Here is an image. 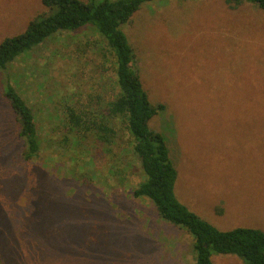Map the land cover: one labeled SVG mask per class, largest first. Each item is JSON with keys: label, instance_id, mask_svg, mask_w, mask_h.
Here are the masks:
<instances>
[{"label": "rangeland", "instance_id": "1", "mask_svg": "<svg viewBox=\"0 0 264 264\" xmlns=\"http://www.w3.org/2000/svg\"><path fill=\"white\" fill-rule=\"evenodd\" d=\"M43 11L41 0H0V42ZM119 30L151 104L164 107L149 127L164 137L178 201L218 230L264 231V11L154 0ZM46 40L0 69V264H194L193 237L132 196L141 176L125 135L111 153L86 152L91 137L61 143L65 105L114 96L111 56L92 26ZM7 84L36 120L41 146L30 163L20 158ZM212 261L243 264L235 255Z\"/></svg>", "mask_w": 264, "mask_h": 264}, {"label": "trees", "instance_id": "2", "mask_svg": "<svg viewBox=\"0 0 264 264\" xmlns=\"http://www.w3.org/2000/svg\"><path fill=\"white\" fill-rule=\"evenodd\" d=\"M151 1L154 0H41L44 11L29 21L22 33L0 42V69L46 39L92 26L99 51L111 56L114 96L88 109L65 105L62 115L69 131L61 143L71 139L81 146L91 137L99 146L92 142V146L85 147L86 152L91 149L111 153L125 135L141 176L131 190L132 196L148 199L161 220L184 228L193 237L194 264H213L214 254L238 256L243 264H264V231L242 227L218 230L180 203L174 193L177 171L163 135L149 127L151 118L164 107L151 104L142 87L133 50L119 30L144 3ZM224 2L230 8L248 2L264 11V0ZM3 95L16 117L17 136L23 145L20 158L30 163L38 157L41 146L33 112L11 85L3 86ZM115 173L114 170L111 175ZM117 182L122 186L123 177Z\"/></svg>", "mask_w": 264, "mask_h": 264}]
</instances>
